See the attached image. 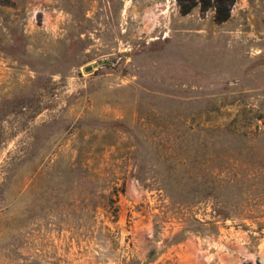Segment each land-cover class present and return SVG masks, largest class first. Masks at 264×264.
Listing matches in <instances>:
<instances>
[{
	"label": "rangeland",
	"instance_id": "rangeland-1",
	"mask_svg": "<svg viewBox=\"0 0 264 264\" xmlns=\"http://www.w3.org/2000/svg\"><path fill=\"white\" fill-rule=\"evenodd\" d=\"M260 247L264 0H0V264Z\"/></svg>",
	"mask_w": 264,
	"mask_h": 264
},
{
	"label": "trees",
	"instance_id": "trees-1",
	"mask_svg": "<svg viewBox=\"0 0 264 264\" xmlns=\"http://www.w3.org/2000/svg\"><path fill=\"white\" fill-rule=\"evenodd\" d=\"M214 211L216 212L215 214L212 213L211 215V219L206 220V221H202L198 218H195V220L198 223L201 224H206V229L204 230L205 234L207 235H217L219 233V221L221 220H227L229 218V216L225 213H223V211H216V208L214 209ZM192 221H190V224H188L187 226H185L183 229H181L178 233H176L174 235V237L172 238V240L168 243H178L181 242L183 240H185L187 238V235L189 232H195V231H200L199 229H197L195 227V225H193L191 223Z\"/></svg>",
	"mask_w": 264,
	"mask_h": 264
},
{
	"label": "water",
	"instance_id": "water-1",
	"mask_svg": "<svg viewBox=\"0 0 264 264\" xmlns=\"http://www.w3.org/2000/svg\"><path fill=\"white\" fill-rule=\"evenodd\" d=\"M107 61H100V62H96L90 65L85 66V71L89 72L92 71L94 68H97L98 66L104 65L106 64Z\"/></svg>",
	"mask_w": 264,
	"mask_h": 264
},
{
	"label": "crops",
	"instance_id": "crops-1",
	"mask_svg": "<svg viewBox=\"0 0 264 264\" xmlns=\"http://www.w3.org/2000/svg\"><path fill=\"white\" fill-rule=\"evenodd\" d=\"M263 252H264V249L263 248L261 249V247H260L259 253L261 254ZM262 264H264V260L262 261Z\"/></svg>",
	"mask_w": 264,
	"mask_h": 264
}]
</instances>
